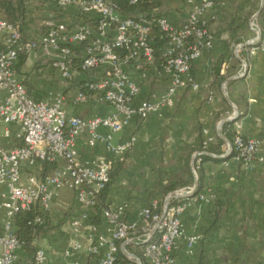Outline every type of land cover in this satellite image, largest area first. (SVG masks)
<instances>
[{
  "label": "built area",
  "instance_id": "obj_1",
  "mask_svg": "<svg viewBox=\"0 0 264 264\" xmlns=\"http://www.w3.org/2000/svg\"><path fill=\"white\" fill-rule=\"evenodd\" d=\"M51 1L60 19L47 23V30L39 39L26 37L20 23L8 21L0 7V208L4 211L0 223V264H18L22 245L15 231L16 215L36 208L37 223H45L54 199L64 188L75 193L77 204L86 211L71 222L75 233L81 231L89 211L98 207L99 197L111 181L113 163L103 159L82 164L78 139L86 137L91 149L102 145L108 154L125 153L132 143L114 146L113 134L122 131L135 117L145 120L154 112L173 107L180 88L198 89L190 73L202 50L213 45L214 35L207 13L220 0H186L191 12L181 26L165 17L151 22L123 17L115 0ZM138 1L131 0V3ZM261 1V17L254 15L251 22L256 37L238 44L235 49L238 57L244 50L248 52L247 57L241 59L244 70L249 60L264 51V0ZM85 16L89 21L82 20ZM155 27L167 41L162 72L169 78L170 85L166 92L139 104L137 97L141 87L130 76L129 69L134 66L143 72L145 66L154 62ZM34 53L44 56L69 85L77 80L75 63L79 62L84 81L76 94V102L94 99L110 106L112 112L103 117L81 118L68 114L64 107L66 99L61 94L41 101L33 99L17 72L16 62L20 56ZM92 72H100V75L85 78ZM244 74L243 71L240 76ZM238 117L235 113L230 119ZM102 130L109 133L103 135ZM236 130L229 152H235V159L242 168L250 171L262 161L258 142L245 138L239 123ZM59 162L64 165L52 173L40 172L41 165ZM193 171L196 173V168ZM195 191L196 186L183 188L169 194L162 204L153 201L142 213V227L127 220L125 206L103 207L101 216L108 232L102 233L98 225L92 224L88 235L89 252L96 257V264H115L121 244L140 247L148 264H181L177 258L180 243L184 242L186 251L191 253L199 240L198 236L185 233L181 218L192 203L208 201L205 193L194 196ZM182 198L189 199L177 203ZM83 250L82 242L75 241L67 255ZM46 258V251L41 248L35 253L32 264H44Z\"/></svg>",
  "mask_w": 264,
  "mask_h": 264
},
{
  "label": "crops",
  "instance_id": "obj_2",
  "mask_svg": "<svg viewBox=\"0 0 264 264\" xmlns=\"http://www.w3.org/2000/svg\"><path fill=\"white\" fill-rule=\"evenodd\" d=\"M22 1L35 6L39 12L49 13L51 20L59 16L51 0ZM146 1L151 15L165 17L176 26L183 25L191 12L186 0ZM253 3V0H220L208 11L213 45L202 50L190 73L199 88H180L173 107L154 112L145 120L135 117L122 131L113 134L114 146L132 143L127 152L108 154L102 145L91 149L86 137L78 139L82 164L108 159L113 163V172H117L107 191L106 208L125 206L127 220L140 227L144 226L142 213L153 201L162 204L173 188L195 187L197 171L202 168L203 193L208 201L192 203L181 218L185 233L199 237L191 253L186 251L184 242L180 243L177 258L181 264H264V51L251 59L250 67L244 70L241 59H245L248 52L244 50L238 57L234 49L236 44L251 38L245 22ZM31 14L28 11L20 25L26 37L39 39L47 27L34 26ZM148 14L138 18L145 20ZM3 15L5 17V12ZM82 20L89 21L86 16ZM75 68L77 80L69 85L41 54L22 55L16 62L17 72L33 99L41 101L61 94L70 116L92 118L110 114V106L94 99L76 102L84 76L77 66ZM243 71L244 76H240ZM129 73L141 87L137 97L139 104L166 92L170 85L169 78L154 62L145 66L143 72L131 66ZM99 75L100 72H92L85 78ZM235 113L239 117L230 119ZM227 123L234 124L236 134V123H239L241 134L258 142L262 161L252 170L245 171L235 157L229 156L232 144L223 132ZM1 130L0 126V133ZM108 133L102 130L103 135ZM203 156L207 160L202 162ZM63 165L64 162H59L55 167ZM45 170L41 165L42 174L54 171ZM82 213L86 211L77 204L75 193L62 189L49 214L51 230L34 240L33 250L20 248L18 264H32L35 253L41 248L47 255L44 264L71 261L96 264V257L89 252V231L94 224L106 234L108 227L101 212L98 215L95 209L89 211L83 228L75 233L71 222L81 218ZM3 215L0 208V223ZM75 241L82 242L84 250L68 256L67 251ZM131 249L134 247L121 244L124 256L142 264Z\"/></svg>",
  "mask_w": 264,
  "mask_h": 264
},
{
  "label": "trees",
  "instance_id": "obj_3",
  "mask_svg": "<svg viewBox=\"0 0 264 264\" xmlns=\"http://www.w3.org/2000/svg\"><path fill=\"white\" fill-rule=\"evenodd\" d=\"M118 8L119 13L123 17H138L139 15L148 14L145 18L146 21L151 22L152 20L156 19L157 16H153L150 14V5L147 3L146 0H139L137 3L132 4L131 0H115ZM0 7L3 12H5V18L13 23H21L22 18L25 16V3L22 0H0ZM261 15L259 16V18ZM83 19V18H82ZM154 64L159 68V70H163V66L166 62V57L164 55V46L166 45L167 41L164 38L163 34L159 31L158 28H154ZM246 53V52H245ZM75 65L80 69V63L76 62ZM224 135L230 141L232 146L235 142L236 131L234 130L233 123H227L224 125ZM236 153L231 152L229 156L235 157ZM207 160L206 156L202 157V162ZM43 167L46 168V172L53 171L56 167L55 164H43ZM198 173V181L196 184V191L194 196H198L199 194L203 193L204 191V177H203V170L199 168L197 171ZM46 174V173H45ZM44 174V175H45ZM117 172L111 173V181L108 184L107 188L103 191L101 196L99 197V204L96 208L98 215H100L101 209L103 207H107L105 204V199L107 195L108 188L112 183L115 175ZM192 187V186H191ZM187 188V187H186ZM182 189V188H179ZM178 188H173L170 192H175L179 190ZM189 198H182L177 200V203H184ZM39 213L36 208L29 212H21L18 213L14 219V226L16 234L18 235L22 247H25L29 250H33L34 247L32 246L34 240L44 232L51 230L49 225V215L47 216V220L45 223L40 224L37 223V217ZM131 251L140 259L142 264H148L147 260L144 257V253L140 247H134ZM132 262L120 253L119 258L115 264H131ZM133 264V263H132ZM136 264V263H134Z\"/></svg>",
  "mask_w": 264,
  "mask_h": 264
},
{
  "label": "rangeland",
  "instance_id": "obj_4",
  "mask_svg": "<svg viewBox=\"0 0 264 264\" xmlns=\"http://www.w3.org/2000/svg\"><path fill=\"white\" fill-rule=\"evenodd\" d=\"M253 2L254 3H253L252 10L250 11V14H248L247 19H246V22H245L247 24L246 29H247L248 33H250V37L251 38L249 40H247L245 43H247L250 40H253L256 37V35L254 34V32L251 30V22H252V19H253L254 15L260 9V7L262 5V1L261 0H253ZM25 7H26L25 8V13H27L28 11H31L32 12V14H31L32 17L30 19L34 23V26H39V27H42L43 26L44 27V26H46V24L48 22H57L60 19V16H57L56 18H54V19L51 20V17H49V13L42 12V11L39 12V10L37 8H35V6L32 7L30 5V3H27L26 2L25 3ZM245 43H241V44H245ZM237 45L238 44L235 45V48L234 49H236V46ZM245 48L248 49V47H245ZM253 59H254V57L252 58V60ZM251 62H252L251 60L248 61V67L247 68L250 67V63ZM131 262L134 264L135 261H131Z\"/></svg>",
  "mask_w": 264,
  "mask_h": 264
},
{
  "label": "water",
  "instance_id": "obj_5",
  "mask_svg": "<svg viewBox=\"0 0 264 264\" xmlns=\"http://www.w3.org/2000/svg\"><path fill=\"white\" fill-rule=\"evenodd\" d=\"M262 11H263V7H262V5H261L260 9H259L258 12L255 14L256 17H259V16L261 15Z\"/></svg>",
  "mask_w": 264,
  "mask_h": 264
}]
</instances>
